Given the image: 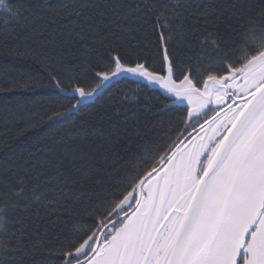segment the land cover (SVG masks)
Masks as SVG:
<instances>
[{
    "label": "snow or ice",
    "instance_id": "obj_1",
    "mask_svg": "<svg viewBox=\"0 0 264 264\" xmlns=\"http://www.w3.org/2000/svg\"><path fill=\"white\" fill-rule=\"evenodd\" d=\"M37 8L21 86L53 94L3 118L39 135L0 155V264H264V0H0Z\"/></svg>",
    "mask_w": 264,
    "mask_h": 264
},
{
    "label": "trees",
    "instance_id": "obj_2",
    "mask_svg": "<svg viewBox=\"0 0 264 264\" xmlns=\"http://www.w3.org/2000/svg\"><path fill=\"white\" fill-rule=\"evenodd\" d=\"M14 2L43 4L45 0H14ZM48 2L59 6L63 3H71L72 0H48ZM47 18V13L39 8L33 12H26L25 17L18 22L0 15V149L3 150L0 155H3V152L16 155L31 148L32 140L39 135L36 131H30L18 137L17 128L13 124L5 125L3 118L10 117L13 112L23 108L29 115L39 119L45 111L48 96L53 94L49 89L28 90L21 86L28 75L36 76L42 73L43 69L29 57L17 54V45H20L19 51H23L25 43L31 44L32 41H26L25 37L34 26H39ZM129 87L135 88L136 85L129 83ZM139 95L142 101L139 107L144 109L141 113L142 130L146 122L158 124L167 119V114L162 115L158 112V109L168 103L158 90L153 91L143 87ZM145 97L148 98L147 102H144ZM103 99L102 97L101 101ZM101 101L96 103L100 104ZM149 108L151 111H147ZM116 123L121 131L126 130L122 121L118 120ZM151 136L152 133L149 132L148 138L150 139Z\"/></svg>",
    "mask_w": 264,
    "mask_h": 264
}]
</instances>
